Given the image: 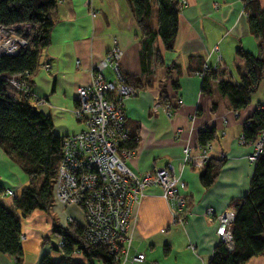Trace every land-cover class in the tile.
Wrapping results in <instances>:
<instances>
[{"label":"crops","instance_id":"crops-1","mask_svg":"<svg viewBox=\"0 0 264 264\" xmlns=\"http://www.w3.org/2000/svg\"><path fill=\"white\" fill-rule=\"evenodd\" d=\"M185 1L173 51L166 52L157 38L155 56L144 70L139 58L141 34L126 0H58L50 45L41 52L31 81L33 95L44 103L30 104L50 117L57 137L66 138L83 128L74 117L77 89L90 85L92 69L109 49L114 45L121 49L122 73L139 82L137 96L125 101L126 123L138 145L123 158L124 165L136 176L172 166L184 183L186 199L183 223L173 222L172 207L156 188H148L141 202L132 207L129 257L143 254L142 264H208L222 242L215 233V216L232 210L230 202L247 194L253 175V165L247 160L253 144L242 142V131L245 121L264 106V83L250 104L237 113L220 96L217 84L221 80L239 84L246 66L236 55L238 49L262 58L264 54L249 30L242 0ZM258 1L264 10V0ZM157 11L152 3L153 30L158 27ZM205 63L216 67L218 74L208 81L209 94L202 93V78L197 76ZM44 64L49 70L43 69ZM7 93L18 102L15 91L8 88ZM204 128L216 132L207 160L197 142ZM210 159H223L224 165L214 184L205 189L199 177ZM28 184L29 178L0 148L4 192L11 190L19 196ZM13 200L0 195V202L9 209H13ZM208 209L214 215L207 216ZM16 214L22 233L20 264H40L47 254L54 260L60 258L51 240L55 236L52 228L65 227L70 217L76 224L83 222L78 208L54 204L48 212L34 211L25 218ZM75 260L86 264L82 256ZM0 264H15V259L0 254ZM246 264H264V255Z\"/></svg>","mask_w":264,"mask_h":264},{"label":"trees","instance_id":"trees-1","mask_svg":"<svg viewBox=\"0 0 264 264\" xmlns=\"http://www.w3.org/2000/svg\"><path fill=\"white\" fill-rule=\"evenodd\" d=\"M136 20L141 34L139 58L142 69L149 66L155 56L154 41L159 38L166 52H172L178 29V15L182 5L178 0H126ZM243 10L251 34L258 41L260 52L264 54V10L258 0H242ZM152 3L158 7L157 30L151 28ZM58 0H0V25L30 26L36 28L30 45L19 48L14 56H3L0 60V148L11 160L16 161L28 178L29 184L13 200V209L0 202V254L13 257L16 264L21 263V224L22 218L34 211L48 212L53 205V184L60 159L63 139L53 132L49 116L44 115L28 101L16 102L6 89L5 77L30 72L38 67L40 54L50 45V34L55 24ZM236 55L246 66L238 85L229 80H221L217 91L226 98L234 112L244 110L264 83V58L238 49ZM217 71H211L202 78L201 91L209 94L208 81L217 78ZM223 76L224 74L221 73ZM126 84L138 90L139 82L126 77ZM176 87V86H174ZM264 135V106L257 108L243 127L244 143L253 144L258 135ZM216 138L214 128H204L197 134L200 148ZM138 139L130 132L129 140L121 146L122 150L133 152ZM224 160H208L199 180L209 189L218 177ZM41 180L39 187L34 184ZM4 193L0 185V195ZM234 211L230 236L231 250L219 242L208 264H246L252 258L264 255V148L253 164V175L247 194L230 202ZM52 233L64 239L63 246L54 251L60 258L54 260L45 255L40 264H81L73 259L79 251L86 264H118L114 256L102 246L86 245L82 239V226L72 224L52 228Z\"/></svg>","mask_w":264,"mask_h":264},{"label":"built area","instance_id":"built-area-1","mask_svg":"<svg viewBox=\"0 0 264 264\" xmlns=\"http://www.w3.org/2000/svg\"><path fill=\"white\" fill-rule=\"evenodd\" d=\"M185 4L186 1L181 0L182 8ZM91 15L95 16L94 13ZM25 45L16 26L0 25V60L3 56L16 55ZM121 57V49L114 45L92 69L90 85L76 91L74 116L83 128L63 138L53 184V204L62 208L75 207L82 212L81 239L86 245L104 247L118 264H142L143 254L129 257L132 207L141 202L148 188H156L171 205L173 222L183 223L186 199L182 193L184 183L172 166L136 176L124 165L123 158L131 153L121 149L130 138L125 101L136 97L138 91L126 84L119 65ZM42 67L49 70L48 64ZM211 71H217V68L205 63L197 76L203 78ZM32 76L27 71L4 79L6 85L16 89L24 99L35 100L38 98L32 92ZM166 114L171 116L168 107ZM262 148L264 135L260 134L247 158L250 164L255 163ZM208 149L209 144L200 149L203 159L207 160ZM3 196L15 198L16 194L8 190ZM214 213L213 209H208L206 215ZM234 215L233 210H228L215 216V233L229 250L232 248L230 229ZM67 222L71 224L74 220L70 217ZM63 242L60 237L57 248L60 249ZM80 256L81 253L76 251L73 259Z\"/></svg>","mask_w":264,"mask_h":264},{"label":"rangeland","instance_id":"rangeland-1","mask_svg":"<svg viewBox=\"0 0 264 264\" xmlns=\"http://www.w3.org/2000/svg\"><path fill=\"white\" fill-rule=\"evenodd\" d=\"M17 30H18V34L20 35L21 38H23V41L26 43V45H30L31 44V41H32V38L35 35L36 28L32 29L30 26L21 25V26H18L17 27ZM32 77H31V81H32ZM8 88H10L11 90L15 91V93L17 94V96L19 98L18 101L25 100V101H28L29 103L32 101V102H35L36 104H43V102H44V100H42V99H35V100L34 99H31V98L24 99V97H22L16 89L12 88L11 86L6 85V89H8ZM74 112H75V110H74ZM12 162L21 170L20 165L16 161L12 160ZM40 183H41V180H36V182H35L34 185L36 187H39ZM6 191H8V190H6ZM5 192L3 193V195L5 194ZM54 213L55 214H58L56 211ZM66 223H67L66 226H70L72 224H76L75 222H72L71 224H69L68 222H66ZM59 238L60 237H57L56 235L51 238L52 243L55 245V247H57ZM97 264H99V263H97Z\"/></svg>","mask_w":264,"mask_h":264}]
</instances>
